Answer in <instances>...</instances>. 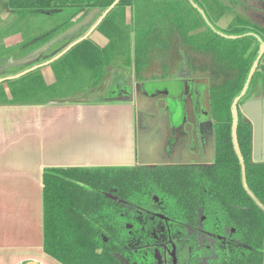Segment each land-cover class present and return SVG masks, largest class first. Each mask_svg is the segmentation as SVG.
Listing matches in <instances>:
<instances>
[{"label": "trees", "instance_id": "trees-1", "mask_svg": "<svg viewBox=\"0 0 264 264\" xmlns=\"http://www.w3.org/2000/svg\"><path fill=\"white\" fill-rule=\"evenodd\" d=\"M113 1L4 0L11 20L0 33L20 34L23 40L17 47L22 55L77 23L90 10L104 11ZM126 8L131 10L129 22ZM226 10L222 0H119L95 28L106 38L104 45L87 37L50 62L54 73L51 84L45 82L40 67L4 80L0 83V105H37L61 100L74 87L89 90L100 84L106 67L118 64L130 68L141 81L156 76L164 78L175 73L176 66L183 62V51L188 53V60L210 65L217 40H222L213 20ZM37 15L58 20L42 28L34 25L32 18ZM242 41L250 42L249 38ZM225 50L235 57L241 69L232 87L222 90L227 99L217 103L213 87L208 92L210 113L216 121L213 164L183 170L129 165L44 167L42 249L46 255L61 264H122L112 254L131 253L126 248L149 242L145 233L137 236L135 229L138 226L143 231L142 227L147 226L143 221L152 219L143 212L138 219L134 213L138 206L149 203L150 195L156 191L162 194V200L168 195L177 196L174 200L179 207L183 205V220L189 228L210 230L232 243L226 252L224 241L215 242L218 259L225 257L221 262L262 264L264 210L243 188L241 167L232 144L230 112L231 99L244 84L256 48L248 59H238L233 47ZM154 66L156 72L152 70ZM3 83L8 92L2 88ZM236 137L247 187L264 207V161L251 159V126L240 118ZM140 235L143 237L138 240ZM211 252L208 256L198 255L208 258L203 264L216 261Z\"/></svg>", "mask_w": 264, "mask_h": 264}, {"label": "flooded vegetation", "instance_id": "flooded-vegetation-1", "mask_svg": "<svg viewBox=\"0 0 264 264\" xmlns=\"http://www.w3.org/2000/svg\"><path fill=\"white\" fill-rule=\"evenodd\" d=\"M222 2L227 7L224 14L230 12L232 18L225 23L223 28L217 22L224 14L213 20L214 26L218 28L217 32H221L218 34L222 40H217V49L212 54L210 65L201 60H188V53L183 51V62L181 60V63L176 66L175 71L177 70L181 76L185 106V113L180 121L173 124L162 94L158 95L146 90L143 82L145 80L137 79L130 68L121 64L106 67L103 81L90 88L84 96L91 95L96 98L95 101L100 102H106L105 98H128V101H117L131 105L135 117L134 162L125 165L183 170L185 168H202L213 164L216 121L210 113L208 92L213 87L217 103L227 99L228 95H225L222 90L232 87V81L241 69V67L239 68L240 63L236 62L235 57L225 49L233 47L238 59H248L255 48L256 58L260 50V43L262 42L264 45V0H222ZM242 38L244 40L249 38L251 43L242 41ZM223 39L231 41L226 42ZM73 40L71 39L70 42ZM246 43H250V45L246 47ZM54 51L55 49L39 52L34 61L24 64V68L45 61L52 56ZM25 54L27 52L17 58ZM8 60L6 59V62H9L8 65L13 63V60ZM6 66V63L1 64L0 72ZM152 70L156 72V67L154 66ZM240 92L231 99V104L240 95ZM236 108L238 119L240 118L251 126V159L264 161V50L246 89L236 101ZM254 122L259 127L256 140L257 148H254ZM138 146L146 150L140 151ZM176 197L168 195L162 200V194L153 191L150 195L151 201L146 205L138 206L134 213L138 219L141 212L152 219L151 222L143 221V224H147L142 227L143 231H140L138 226L135 229L137 236L145 233L149 242L142 245L137 243L126 248L131 250V253L119 252L112 256L119 259L122 264H203L208 258L198 255L208 256L209 251H212L210 254H213L216 261L211 264H223V262L225 264V261L221 262L225 257L222 260L218 259L220 254L216 252L215 242L224 241L226 252L232 243L230 244L229 241L210 230L200 227L189 228L183 220V205L182 208L176 205L174 200ZM146 199L148 198H144V200ZM142 237L137 238L141 240ZM190 237L194 239H190ZM194 255L197 256L196 259H194Z\"/></svg>", "mask_w": 264, "mask_h": 264}, {"label": "crops", "instance_id": "crops-1", "mask_svg": "<svg viewBox=\"0 0 264 264\" xmlns=\"http://www.w3.org/2000/svg\"><path fill=\"white\" fill-rule=\"evenodd\" d=\"M77 99L0 105V264H61L42 249L44 167L130 164L134 159L133 137L123 145L118 133L107 136L105 127L99 131L101 114L117 116L118 106ZM117 122L119 127L115 117Z\"/></svg>", "mask_w": 264, "mask_h": 264}, {"label": "rangeland", "instance_id": "rangeland-1", "mask_svg": "<svg viewBox=\"0 0 264 264\" xmlns=\"http://www.w3.org/2000/svg\"><path fill=\"white\" fill-rule=\"evenodd\" d=\"M229 13L230 12H226V14H224L222 18L219 20V22H217V24L221 28H223L225 23H227V21H229L232 18V14L231 13L229 14ZM125 15H126L127 22H129L130 17H131V10L129 8H126ZM96 17L90 19L91 23L89 25L88 24L83 25L79 29V31H77L71 37H66V38H62V39L55 41L53 44H51L46 49V52L49 50L59 49L60 47L68 43V41H70L71 39L85 34L89 30L90 25L94 23V21L96 20ZM32 19L35 21L34 25H38L39 27H42V28H47L49 24H52L53 22L58 20V18L56 17L45 16V15H37V16H34ZM10 20H11V14L4 7V0H0V27H1L0 32H4L6 30V27H7L6 24H8ZM0 34H1L0 35V65L3 63H6L7 65L5 69H2L3 71L0 72V78H1V77L16 74L24 70L25 62L11 63L9 65H8L9 62H6V59L15 61L14 59H16L18 56L21 55L19 52L21 48L17 47V45L20 42H22L23 37L20 34H12L8 36L5 35V33H0ZM89 39L95 42L96 44H99L100 46L104 45L106 42V38L99 31L95 29L89 35ZM250 39L253 40V38H250ZM32 61L34 60H31V62ZM40 73L42 74L44 79H46V82L53 81L54 73L50 65H44L40 67ZM143 82H144V87L146 88V90L148 89L150 92L157 93L158 95L162 94V98L165 101L167 109L169 111V117H170L171 122L175 124L176 122L180 121L185 113V106H184V97H183V87L181 86V76L178 74V71L176 70L175 73L171 75L169 74L165 78L156 76L154 78L147 79ZM77 87H74V88L70 87L73 89H71L67 93H64L65 96L63 98L76 99L79 97L81 98L87 94L88 88L79 89V87L78 88ZM2 88L5 90V92H8V87L6 83L2 84ZM63 98H60V99H63ZM89 103H85V104H89ZM100 103L101 104H97V105L98 106H118V109H117V116H115V114L110 115L109 113L101 114V116L104 119L101 123V128L99 131H101L102 128L105 127L104 133L107 136L109 134L110 136H112V133L114 134L118 133V136L122 137L123 145H125L126 141L127 143L129 142V137L131 139L133 137L135 117L133 114L132 106L127 103H122V102H117V101L116 102L115 101L114 102L101 101ZM112 111L113 110H111V112ZM94 114L95 113H93V115ZM115 117H118V119L121 122L119 127H118L119 122L115 123ZM112 121L114 124H112ZM94 130L95 129H91L88 132H92ZM130 162H134V160ZM125 163H128V162H125Z\"/></svg>", "mask_w": 264, "mask_h": 264}, {"label": "water", "instance_id": "water-1", "mask_svg": "<svg viewBox=\"0 0 264 264\" xmlns=\"http://www.w3.org/2000/svg\"><path fill=\"white\" fill-rule=\"evenodd\" d=\"M119 0H114L112 2V4L106 8L104 11H100V10H95L92 9L90 10L80 21H78L77 23L73 24L72 26H70L69 28H67L66 30H64L63 32L57 34L55 37H53L51 40L47 41L45 44L41 45L40 47L34 49L33 51L17 58L14 59L15 61H13V63H17V62H30L31 60L35 59V56L41 52V51H45L51 44H53L55 41L62 39V38H66V37H71L72 35H74L77 31H79V29L83 26V25H89L91 23L92 18H95L97 15H99L96 20L94 21V23H92L90 25L89 30L81 35L78 36L77 38H75L72 42H70L69 44H67L64 48H62V50H60L57 54H55L54 56L46 59L45 61L39 63V64H34L16 74L10 75V76H5V77H1L0 78V83L3 82L6 79H13V78H17L21 75H24L26 73H28L31 70H34L38 67H42L44 65H48L50 62L54 61L55 59H57L58 57H60L62 54H64L65 52H67L71 47H73L74 45H76L77 43H79L80 41L86 39L87 37H89V35L91 34V32L97 27V25L100 23V21L106 16V14L116 5V3ZM194 7H197L195 4L193 5ZM200 12L202 13V11L200 10ZM203 14V13H202ZM219 32V31H218ZM221 33V32H219ZM232 38H234L235 36H230ZM264 50V45L261 42L260 43V50L259 53L257 55V57L255 58V60L253 61V64L250 68V71L248 73V77L247 80L244 84L243 89L240 92V95L237 96L233 103L231 104L230 107V112H231V116H232V121H231V137H232V144H233V149L235 151V154L238 158L240 167H241V180H242V185L243 188L246 190V192L248 193V195H250V197L255 201V203L262 209L264 210L263 205L253 196V194L251 193V191L248 189L247 184H246V180H245V166L243 163V158L241 156L240 150H239V146L237 143V137H236V129H237V123H238V116H237V108H236V101L237 99L243 94L244 90L246 89L247 83L257 65L258 59L260 58L262 52ZM95 97H91V95H89L88 97H81L78 98L77 100L80 102H92L95 101ZM128 101V98H123V99H116V98H105L106 102H112V101ZM139 114V113H138ZM254 126V148H257L256 145V140L258 137V124L257 123H253ZM138 150L140 151H145L144 149L140 148L138 146ZM264 159V158H263ZM141 162V159L139 160ZM150 162V161H148ZM126 163H121V164H111V165H125ZM131 164V163H130ZM24 264H40L38 262L35 261H26L24 262ZM262 264H264V240H263V259H262Z\"/></svg>", "mask_w": 264, "mask_h": 264}]
</instances>
